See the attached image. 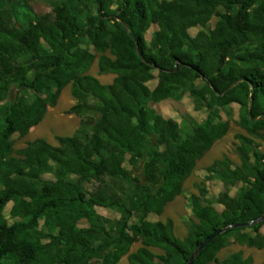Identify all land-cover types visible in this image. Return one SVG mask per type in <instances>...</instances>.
I'll return each instance as SVG.
<instances>
[{"label":"trees","instance_id":"obj_1","mask_svg":"<svg viewBox=\"0 0 264 264\" xmlns=\"http://www.w3.org/2000/svg\"><path fill=\"white\" fill-rule=\"evenodd\" d=\"M32 1L0 0V264H120L124 257L188 264L224 229L194 264H250L217 255L230 238L264 249V221L230 228L264 217V152L256 142H264V0H87L96 12L86 14L64 0L54 15H37ZM86 42L101 54L100 74L115 75L111 84L89 74L96 56L82 48ZM68 86L78 132L57 137L58 147L37 139L15 151L12 137L37 127ZM187 94L208 117L183 137L151 105ZM233 105L245 132L236 135L240 164L223 156L206 168V180L226 190L207 199L199 187L190 198L196 221L181 240L172 219L149 217L182 195L197 162L228 134L221 112ZM99 208L120 218L111 221Z\"/></svg>","mask_w":264,"mask_h":264},{"label":"rangeland","instance_id":"obj_2","mask_svg":"<svg viewBox=\"0 0 264 264\" xmlns=\"http://www.w3.org/2000/svg\"><path fill=\"white\" fill-rule=\"evenodd\" d=\"M64 0H34L31 2V6L37 15H54V9L61 4ZM75 5L80 6L84 11V14L88 12H96V6L87 0H72ZM217 18L214 17L210 23V27L213 28L217 22ZM157 27L153 26L146 34L148 42L152 40L153 33ZM199 32V29L191 30V35L195 36ZM83 49H87L91 53L95 54L96 59L89 70V74L97 78L102 84H111L115 79V75L107 74L101 75L99 70V58L101 56L89 43L82 45ZM111 57L109 53L106 54ZM157 77V73H155ZM158 79L148 83L151 89H154L157 85ZM199 84V82H198ZM201 84V83H200ZM199 84V85H200ZM33 94H29V100L33 99ZM76 104V100L71 94V86L65 88L55 106H49L43 115L42 122L35 128H33L29 134L22 137L15 134L12 137V146L15 151L25 149V147L37 140L44 139L49 144L58 147L59 143L57 137H71L74 136L80 129L81 119L75 115L68 114V111ZM152 108L157 110L163 117L176 121L181 128L183 137H186L191 132V125L200 124L208 117V112L195 111L194 99L190 94H187L182 101L175 102L173 100H167L159 104L151 105ZM222 121H228L230 124L228 134L221 140L217 141L212 149L197 162L196 168L189 179L184 184V191L174 202L169 204L166 214L158 217L152 215L149 217L150 221H166L172 219L175 223V236L179 239H183L190 231L191 225L196 219L193 217L190 208V198L192 195H200L199 187L207 189L206 198L213 199L218 197L223 191L226 190L225 185L217 180H206V168L210 166L215 160L221 159L223 156L229 157L236 165L240 164V160L235 151V145L237 143L236 135L245 134V132L238 126L239 120V107L233 105L231 112H221ZM256 142L261 145L260 150L264 152V142L260 139H256ZM125 167L131 170V167L126 163ZM47 179H52L51 175L44 176ZM95 184H86L85 188L89 191H93ZM241 185L231 189V194L236 195ZM12 204L5 210V217L9 222H12L9 217ZM99 214L106 217L111 221L118 220L120 215L116 211L106 210L99 208ZM83 227L88 225L84 222ZM264 231V227L262 229ZM142 245L136 244L132 247L131 253L135 252ZM156 254H164L163 251L155 249ZM240 255L243 260L251 259L250 264H261L264 261V251H258L254 248L240 245L234 238H230L228 245L223 248L217 255L220 262L226 261L233 255ZM120 264H129L127 257H124Z\"/></svg>","mask_w":264,"mask_h":264},{"label":"water","instance_id":"obj_3","mask_svg":"<svg viewBox=\"0 0 264 264\" xmlns=\"http://www.w3.org/2000/svg\"><path fill=\"white\" fill-rule=\"evenodd\" d=\"M264 221V217L252 222V223H249V224H241V225H234L230 228H239V227H248V226H251V225H255V224H258V223H261ZM227 231V229H224V230H221L220 232L216 233L215 235L207 238L203 243L202 245L194 252V254L192 255L190 261L188 264H194V261L196 259V257L199 255V253L204 250L206 248L207 245H209L215 238H217L218 236L224 234L225 232Z\"/></svg>","mask_w":264,"mask_h":264},{"label":"crops","instance_id":"obj_4","mask_svg":"<svg viewBox=\"0 0 264 264\" xmlns=\"http://www.w3.org/2000/svg\"><path fill=\"white\" fill-rule=\"evenodd\" d=\"M196 165H197V164H196ZM208 167H209V166H208ZM195 168H196V167H195ZM194 170H195V169H194ZM193 172H194V171H193ZM189 178H190V177H189ZM189 178H188V179H189ZM184 184H185V183H184ZM183 191H184V187H183ZM194 195H195V194H194ZM177 198H178V197H177ZM177 198H176V199H177ZM176 199H175V200H176ZM175 200H174V201H175ZM174 201H173V202H174ZM171 203H172V202H171ZM171 203H169V204H171ZM169 204H168L167 207L165 208V211H164V213H163L164 215H165L166 212H167V209H168ZM191 212H192V211H191ZM163 214H162V215H163ZM162 215H161V216H162ZM158 217H160V216H158ZM167 220H168V219H167ZM167 220H166V221H167ZM160 221H162V222H166V221H163V220H160ZM174 224H175V223H174ZM174 233H175V228H174ZM187 235H188V234H187ZM183 239H184V238H183ZM183 239H181V240H183ZM138 244H139V243H138ZM140 244H141V243H140ZM135 245H136V244H135ZM141 245H142V244H141ZM141 247H142V246H141ZM141 247H140V248H141ZM138 249H139V248H138ZM138 249H137V250H138ZM155 249H156V248H151L150 250H151L153 253H155V252H154ZM254 249H255V248H254ZM137 250H136V251H137ZM157 250H160V249H157ZM256 250H258V249H256ZM136 251H135V252H136ZM161 251H162V250H161ZM258 251H264V249H263V250H258ZM163 252H164V251H163ZM133 253H134V252H133ZM155 254H156V253H155ZM157 255H163V254H157ZM263 263H264V261H263L261 264H263Z\"/></svg>","mask_w":264,"mask_h":264}]
</instances>
